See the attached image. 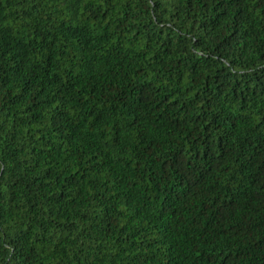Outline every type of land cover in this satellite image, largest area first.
Instances as JSON below:
<instances>
[{
    "label": "trees",
    "instance_id": "16d2710c",
    "mask_svg": "<svg viewBox=\"0 0 264 264\" xmlns=\"http://www.w3.org/2000/svg\"><path fill=\"white\" fill-rule=\"evenodd\" d=\"M0 264H264V0H0Z\"/></svg>",
    "mask_w": 264,
    "mask_h": 264
}]
</instances>
